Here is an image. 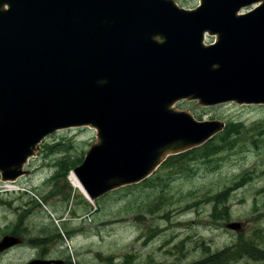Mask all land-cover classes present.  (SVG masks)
I'll list each match as a JSON object with an SVG mask.
<instances>
[{"label": "water", "instance_id": "95a60500", "mask_svg": "<svg viewBox=\"0 0 264 264\" xmlns=\"http://www.w3.org/2000/svg\"><path fill=\"white\" fill-rule=\"evenodd\" d=\"M252 1L201 0L186 10L173 0H71V12L57 11L59 34L38 45L45 23L34 1L0 0L8 4L0 6L2 175H18L25 156L56 127L91 124L97 139L74 172L96 198L139 182L167 154L198 146L223 129L221 120L196 121L171 108L174 101L264 102V0L235 15ZM204 30L218 32L219 43L204 46ZM260 35L261 42L249 41Z\"/></svg>", "mask_w": 264, "mask_h": 264}, {"label": "rangeland", "instance_id": "374dc122", "mask_svg": "<svg viewBox=\"0 0 264 264\" xmlns=\"http://www.w3.org/2000/svg\"><path fill=\"white\" fill-rule=\"evenodd\" d=\"M182 102L175 106L200 120L230 125L202 150L158 167L147 182L115 188L93 203L69 181L73 165L65 164L81 163L96 129H63L42 141L25 165L28 175L19 178L26 191L0 189V236L18 231L26 238L5 258L23 264L47 248L68 264H264V105ZM233 221L238 230L226 227ZM57 234L68 235L70 248L63 239L47 241Z\"/></svg>", "mask_w": 264, "mask_h": 264}, {"label": "flooded vegetation", "instance_id": "af4514ba", "mask_svg": "<svg viewBox=\"0 0 264 264\" xmlns=\"http://www.w3.org/2000/svg\"><path fill=\"white\" fill-rule=\"evenodd\" d=\"M12 235L16 236L20 239V244H18L17 246H15L13 248H9V249H5V250L0 251V264H13L12 259H6L5 258L6 254L11 249L23 247V245L26 242L25 236L20 234L18 231H13ZM2 236H0V238ZM66 238H69L68 235H66V234H64L63 238H61L60 235L57 234V235H53L52 238L47 239V241H51V243H54V242H57L61 239H66ZM51 243H48V244L51 245ZM27 260H47V261H50L49 264H68L69 263L66 259L63 258V256L50 254L49 249H47V248H45L44 250L38 251L37 253H35L34 255L29 257Z\"/></svg>", "mask_w": 264, "mask_h": 264}, {"label": "trees", "instance_id": "16d2710c", "mask_svg": "<svg viewBox=\"0 0 264 264\" xmlns=\"http://www.w3.org/2000/svg\"><path fill=\"white\" fill-rule=\"evenodd\" d=\"M234 126V125H233ZM231 130V129H230ZM223 139H225V137H223ZM222 139V140H223ZM222 140L220 141V142H222ZM207 144V143H206ZM205 144V145H206ZM204 145V146H205ZM204 146L202 147H197V148H192V149H189V150H187V151H185V152H182V153H179V154H175V155H171V156H168L166 159H165V161L161 164V166H164V167H166L167 165H169L170 164V166H174L175 165V163H172V162H174L175 160H178V159H180V158H183V157H186L187 155H189V154H192V153H194V152H196V151H198V150H202L203 148H204ZM214 148H206V149H204L203 150V152L204 153H206V152H209V151H211V150H213ZM66 167H65V169L66 168H69L70 166H72V165H75V163H73L71 160H68L67 162H66ZM144 182H147V180H145ZM246 252L247 253H249V255H253V254H257V255H259V252H257V251H255L254 249H252V248H250V247H247L246 248Z\"/></svg>", "mask_w": 264, "mask_h": 264}, {"label": "bare ground", "instance_id": "6f19581e", "mask_svg": "<svg viewBox=\"0 0 264 264\" xmlns=\"http://www.w3.org/2000/svg\"><path fill=\"white\" fill-rule=\"evenodd\" d=\"M241 1V0H240ZM3 8H5V6H3ZM236 27V26H235ZM241 28H243V27H241ZM240 28V29H241ZM234 29V28H233ZM238 29V28H237ZM235 30H236V28H235ZM242 30V29H241ZM240 31V30H239ZM238 31V32H239ZM249 31V30H248ZM253 33V32H252ZM255 34V33H254ZM259 35V34H258ZM246 36V35H245ZM248 37V36H247ZM263 40V37L260 35V36H250L249 37V41L250 42H252V44H253V42H261ZM248 43V42H247ZM263 43V42H262ZM256 44V43H255ZM256 86V85H255ZM244 96V95H243ZM241 97V96H240ZM236 102V101H235ZM238 103V102H237ZM69 180L71 181V183L74 185V186H76V187H79L83 192H84V190H83V188H82V186L80 185V183H79V181L76 179V177H74V174H71V177H69ZM4 181H6V180H4ZM9 182H13V180H10ZM89 199V198H88ZM91 202H92V200L91 199H89ZM239 227L240 225L238 224V223H235L234 221L233 222H231V223H229L226 227H228V228H230V227Z\"/></svg>", "mask_w": 264, "mask_h": 264}]
</instances>
